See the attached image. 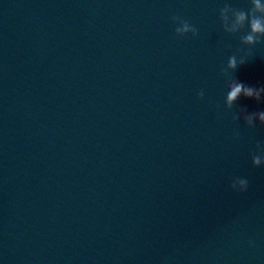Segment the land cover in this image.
<instances>
[{"label": "water", "instance_id": "95a60500", "mask_svg": "<svg viewBox=\"0 0 264 264\" xmlns=\"http://www.w3.org/2000/svg\"><path fill=\"white\" fill-rule=\"evenodd\" d=\"M253 20L264 0H0V264H264Z\"/></svg>", "mask_w": 264, "mask_h": 264}, {"label": "clouds", "instance_id": "9594fccd", "mask_svg": "<svg viewBox=\"0 0 264 264\" xmlns=\"http://www.w3.org/2000/svg\"><path fill=\"white\" fill-rule=\"evenodd\" d=\"M257 8H259V4H256ZM244 19L243 15L241 14L238 17V21H242ZM184 31L188 30L187 25L185 24V27L183 29ZM251 30L252 33H260L264 32V27H262L261 22L259 20H253L251 23ZM245 42L252 43L254 41L253 35H248L244 37ZM229 66L232 68L236 67V61L235 58L232 57L229 60ZM243 92V94L247 97H253L255 99H259V92L260 90H254L250 87H245L243 83H235V85L232 87L231 91L228 93V102L231 103L233 100L237 98V96ZM261 120H264V113L260 114ZM255 163H259L258 160L254 161ZM243 183V182H242Z\"/></svg>", "mask_w": 264, "mask_h": 264}]
</instances>
